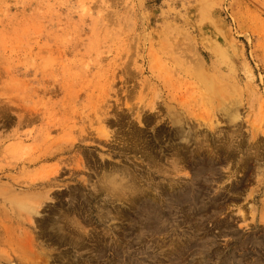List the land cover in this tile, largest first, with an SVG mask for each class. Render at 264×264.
Masks as SVG:
<instances>
[{"label": "rangeland", "instance_id": "1", "mask_svg": "<svg viewBox=\"0 0 264 264\" xmlns=\"http://www.w3.org/2000/svg\"><path fill=\"white\" fill-rule=\"evenodd\" d=\"M11 191L12 264H264V0H0Z\"/></svg>", "mask_w": 264, "mask_h": 264}, {"label": "bare ground", "instance_id": "2", "mask_svg": "<svg viewBox=\"0 0 264 264\" xmlns=\"http://www.w3.org/2000/svg\"><path fill=\"white\" fill-rule=\"evenodd\" d=\"M203 68V67H202ZM202 68L200 69L201 71H202ZM203 72V71H202ZM204 73V72H203ZM199 74V73H198ZM198 77H201V75L199 76L198 75ZM202 79H203V77H201ZM2 79V78H1ZM201 79V80H202ZM210 79V78H209ZM204 80V79H203ZM206 81V80H205ZM204 81V82H205ZM210 81V80H209ZM7 84V83H6ZM212 84V83H211ZM13 88H15V87H13ZM212 89L214 90V88L212 87ZM7 90H8V88H7ZM215 90H217V89H215ZM228 98V97H227ZM122 104V103H121ZM131 106V105H130ZM111 107V106H110ZM118 107V106H117ZM158 107V106H157ZM159 108V107H158ZM132 109V108H131ZM133 109H135L134 107H133ZM122 110V109H121ZM156 110H158L157 108H156ZM161 111V110H160ZM117 112V111H116ZM116 112H115V114H116ZM125 112V111H124ZM157 113H158V111H156ZM173 112V111H172ZM142 113V112H141ZM118 116H120L119 114H117ZM123 116V115H122ZM122 116H120L122 119H123V117ZM150 116V115H149ZM154 117V116H153ZM158 117V116H157ZM143 118H144V115H143ZM145 118H147V120L146 119H143V120H146V121H148V115L145 117ZM150 120H151V118H150ZM117 121V120H116ZM124 121V120H123ZM104 122V121H103ZM102 122V123H103ZM144 122V121H143ZM152 122V121H151ZM150 122V123H151ZM109 123V122H108ZM117 123V122H116ZM120 123H122L121 121H120ZM110 124V123H109ZM109 124H107V125H109ZM124 124V123H123ZM123 124L121 125V126H123ZM147 124L149 125V122H147ZM106 125V126H107ZM111 125V124H110ZM117 125H119L118 123H117ZM116 125V126H117ZM148 125H146V126H148ZM92 129V128H91ZM88 130V129H87ZM86 130V131H87ZM134 130H136V129H134ZM141 130V129H140ZM103 131V130H102ZM101 131V132H102ZM143 131V130H142ZM99 132V131H98ZM129 132H130V129H129ZM128 132V134H130ZM132 132V131H131ZM134 132V134H132V137H131V139L130 138H128V139H126V140H132V142L136 145V147L138 146L139 147V143H143V144H145V145H143V149L145 150V149H147V151H149L150 150V145H147V143L146 142H144L145 140H146V138H145V140L144 139H142L143 138V135H142V133L143 132H139V131H133ZM132 132V133H133ZM136 132V133H135ZM138 132H139V134H138ZM88 133H89V131H88ZM94 133V132H93ZM100 133V132H99ZM127 133V132H126ZM160 133H162L161 135H163L164 134V131L163 132H160ZM96 134V133H95ZM93 135V134H92ZM145 135V134H144ZM158 135V134H157ZM126 136H128V137H130V135H126ZM142 136V137H141ZM89 137V136H88ZM123 137H125V136H123ZM94 138V137H93ZM115 138V137H114ZM87 139V138H86ZM96 139V138H95ZM99 139V138H98ZM125 139V138H124ZM94 140V139H93ZM147 141H148V139H147ZM120 142V141H119ZM125 142V141H124ZM131 142V143H132ZM102 143V142H101ZM104 143V142H103ZM126 143V142H125ZM150 143V142H149ZM130 145V144H129ZM128 145V146H129ZM127 146V147H128ZM134 146V145H133ZM133 146H131V147H133ZM126 147V146H125ZM131 147H129V148H131ZM141 148H142V146H140ZM125 149V148H124ZM123 149V150H124ZM128 149V148H127ZM126 149V150H127ZM138 149V148H137ZM143 150V151H144ZM139 151H141V149H139ZM152 150H151V152L149 151L147 154H148V161H150V162H154L152 159H154L153 157H152ZM141 153H144V152H141ZM155 153V152H154ZM230 153V152H229ZM226 154V153H225ZM146 154L144 153V156H145ZM229 156V155H228ZM154 164H156V163H154ZM155 166V165H154ZM114 168V167H113ZM116 173H119V171L118 170H114V173L113 174H116ZM121 176L123 177V179L124 180H126L127 179V177H129V175H126V172H123L122 174H121ZM111 177L113 178V175H111ZM3 183V182H2ZM119 183V180L117 179V178H114L113 180H111V185H112V188L114 189V190H118V191H123V190H125L126 188H121V186H117V184ZM114 184V185H113ZM7 187V186H6ZM13 188H14V186H13ZM128 189H130V188H128ZM159 189V188H158ZM131 190V189H130ZM21 193V192H20ZM10 194V193H9ZM13 195V196H12ZM0 200H1V203L2 204H4V205H6L7 204V202H9L10 201V203H11V205L13 206V208H14V213L16 214L17 212L16 211H20V212H26L27 214H29V216H31L34 212H36V210L38 209V205H37V203H32V204H27V203H21V202H19L18 201V198H16V195H15V192L14 191H11V194H10V196H5V197H0ZM2 214V213H1ZM0 214V215H1ZM79 214V213H78ZM17 215V214H16ZM83 215V214H82ZM81 217V216H80ZM7 222H9L8 220H7ZM42 223V222H41ZM43 223H46L45 221H43ZM42 223V224H43ZM48 223V222H47ZM43 225H45V224H43ZM2 227V226H1ZM2 229V228H1ZM1 229H0V232H3V231H1ZM6 234V233H5ZM81 234V233H80ZM4 235V234H3ZM2 235V233H1V237H0V242H2V239L1 238H3L4 239V236ZM23 236V235H22ZM26 236V235H25ZM5 237L7 238L6 239V241L9 243V241H11V234H7V235H5ZM11 238V239H10ZM15 238V237H14ZM20 238V237H19ZM15 240V239H14ZM12 241H13V239H12ZM11 241V242H12ZM5 242V241H4ZM3 242V243H4ZM15 242H16V240H15ZM3 243L1 244V245H3ZM6 243V242H5ZM13 243V242H12ZM10 244V243H9ZM35 245V244H34ZM4 246V245H3ZM7 243H6V245H5V248L4 249H6L7 250ZM9 247V246H8ZM10 247H11V245H10ZM27 247V246H26ZM19 249V248H18ZM15 251L17 250V249H14ZM13 250V251H14ZM14 251V256H15V261H16V263L17 264H29V262H26V260H24L23 258H21V257H19V256H17L16 255V252ZM25 251V250H24ZM19 252V251H18ZM8 253H11V252H9L8 251ZM9 256V258L11 257L10 255H8ZM70 263V262H69ZM0 264H12L10 261H9V259L8 258H6L4 255H1L0 254ZM14 264V263H13Z\"/></svg>", "mask_w": 264, "mask_h": 264}]
</instances>
